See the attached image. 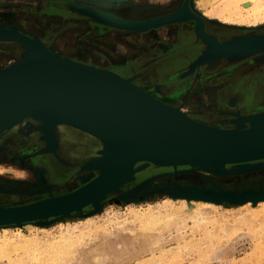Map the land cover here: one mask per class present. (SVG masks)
Segmentation results:
<instances>
[{
    "label": "water",
    "instance_id": "water-1",
    "mask_svg": "<svg viewBox=\"0 0 264 264\" xmlns=\"http://www.w3.org/2000/svg\"><path fill=\"white\" fill-rule=\"evenodd\" d=\"M67 1L72 3L73 9L115 28L138 31L194 19L195 30L206 47L185 74L196 65L228 56L219 50L221 47L231 51L238 46L232 39L219 41L206 34L202 17L188 11L131 19ZM248 36L245 41L264 44V32ZM0 40L19 43L23 48L22 58L0 67V134L28 117L44 123L39 124L40 127H48L49 143L45 147L48 149L53 144L55 151L48 150L56 156L60 124L77 128L100 141L96 155L82 163V169L97 171L94 177L57 195L21 204L0 205V225L33 220L44 223L77 212L88 204L100 209L108 193L120 191L122 185L133 178L134 172L147 163L174 168L190 165L191 169L200 164L215 173L264 166V109L239 118L236 116L231 127L205 123L158 99L131 79L63 55L53 46L46 45L38 35L15 25L0 22ZM202 56V61H196ZM227 164L236 166L226 169ZM135 189L137 186L120 191L118 196L124 200L133 193L136 198ZM188 191L195 197L209 200L243 202L264 198V189L239 193L195 186Z\"/></svg>",
    "mask_w": 264,
    "mask_h": 264
},
{
    "label": "rangeland",
    "instance_id": "rangeland-1",
    "mask_svg": "<svg viewBox=\"0 0 264 264\" xmlns=\"http://www.w3.org/2000/svg\"><path fill=\"white\" fill-rule=\"evenodd\" d=\"M33 1L58 2V4L65 2L64 4L69 9H73L70 7L72 3L67 0ZM74 1L84 5L91 4L116 9L133 3L132 0ZM250 4L245 2L243 5L250 6ZM192 8L194 14L206 19L209 18L207 20H212L228 28L240 31H253L264 28V21L254 26L229 24L219 20L213 13H209L212 8L200 11L194 7ZM17 9L19 11H14L9 15L0 13V19L5 18L13 23L11 25L36 35L38 34L28 29L30 20H33L36 25H40L42 22L52 25L60 17L55 13L58 11L56 6L48 8L49 10L47 8H37L34 12H30V9L25 7ZM42 10L48 11L47 16L44 18H40ZM126 11L136 14L138 7L134 3L132 6L127 7ZM111 30L109 34L112 35L115 30ZM89 33H86V35ZM100 37H106V35L101 34L97 38L88 36L85 43L89 45L92 40L96 44V41H100ZM17 45L21 55L23 48L19 43ZM86 47L88 46L86 45ZM54 49L58 50L55 47ZM0 51L1 67L20 57V55L17 57L13 53H7L2 49ZM58 51L65 52V50ZM195 99L198 102L194 106L191 105L193 106L192 109L190 108L191 111L187 110L189 107L185 108V112L202 122L208 123L194 114L226 112L214 106L204 107L203 105L201 107V98ZM260 99L264 98H248L246 102ZM235 112L237 110L228 113L235 114ZM43 151L47 150H43L42 147L37 150L40 153ZM235 166V164H227L224 168L231 169ZM34 168L36 170L23 164L22 157L17 154L0 158V169L5 171V175L0 176V205L21 204L46 194H50L46 197L60 194H51L59 188L45 191L37 190L33 185L42 184L45 178L38 171L36 165H34ZM19 170H24L28 178L24 180L7 178L9 174ZM82 170L88 172V174H79L72 178L75 188L94 177L97 173L96 170ZM134 186H137V189L134 190L136 198H132L133 193L129 194L128 198L124 200L118 196L120 191H127ZM195 186L212 187L239 193L262 190L264 189V166L239 172L211 174L191 169L189 165H178L174 168L147 163L134 172L133 178L122 185L120 191L108 193L103 198L100 209H94L91 204H88L77 212L61 218H54L48 222H35L31 225H26L29 223L25 222V224L17 226H0V238L3 236H11L10 238L22 236L27 240L35 239V244L30 248L29 256L25 257L27 264H30L33 259L34 255L31 256V254L41 251L42 247L52 243L53 240L60 238L62 234L67 232L73 235L82 232L84 236L79 254L77 253L71 260L65 261L63 264H264V198L248 199L243 202L232 199L209 200L195 197L188 191L189 188ZM62 188L66 189L67 186L60 189ZM205 202L211 204H201ZM170 205L172 206L171 209L184 210L179 218H175L176 221L178 220L177 222L174 219L172 220L171 226L166 225L168 227H164L165 225L162 226L161 224L156 226L154 224L152 226L151 224L145 225L136 219L140 213H146L147 211L149 213V210L151 212L152 210L160 211L159 213L164 211L165 213V207ZM86 212L88 213L85 214ZM96 254L100 255L97 261L92 256ZM6 256L10 257V255ZM5 257H0V260L7 261L9 259ZM12 257L14 256L11 255Z\"/></svg>",
    "mask_w": 264,
    "mask_h": 264
},
{
    "label": "flooded vegetation",
    "instance_id": "flooded-vegetation-1",
    "mask_svg": "<svg viewBox=\"0 0 264 264\" xmlns=\"http://www.w3.org/2000/svg\"><path fill=\"white\" fill-rule=\"evenodd\" d=\"M132 2L131 5H124L120 9L91 4H86V6H93L131 19H144L174 12L194 13L190 0H166V2L132 0ZM64 3L0 0V13L9 15V13L19 11L17 9L19 7H25L30 9V12H34L37 8L49 10L48 8L56 6L58 11L54 12L60 17L55 24L50 25L42 22L40 25H36L33 20H30L29 31L37 33L46 45H52L61 51L65 50L62 54L75 60L107 68L140 81L142 87L157 98L165 102H173L179 108L189 107L188 111H191L194 104L197 103L191 99L228 98L218 106L214 99H207L205 103L209 107L217 106L218 109L226 112L194 114L209 124L233 126L232 119L236 117V114H230L229 111L240 109V113L246 114L264 109V99L250 101L249 104L246 102L248 98H264V49L241 58L220 57L211 62L196 65L192 71L184 74V71L190 68L191 63L205 47V42L195 32L196 21L194 19L170 22L147 30L118 29L101 23L78 10H71ZM74 3L80 2L74 1ZM134 3L138 7V12L136 14L128 13L127 7ZM47 10L41 11L40 18L47 16ZM207 19L202 17L204 31L209 35L216 36L215 38L219 41L264 32V28L240 31ZM0 22L13 24L5 18L0 19ZM111 29L123 31L125 33L123 37H130L131 40L148 48L150 53L144 57L140 65H153L151 68L154 69V73L151 72L147 77H143L146 81H142V76L138 75V71L130 70L133 63L131 60L116 62L97 48L92 40L89 45L85 43L88 36H92V38L101 34L107 36L112 31ZM88 32L90 33L86 35ZM17 48L19 49L16 42L0 40V49L18 57L21 51ZM166 82L175 83V85L173 88L165 87ZM201 106H203L202 101ZM241 106H246L247 110ZM35 123H37L36 120L27 117L0 134V158L17 154L22 157V163L30 166L33 170L35 169L34 165H43L45 170L41 173L45 181L42 184L33 185L37 190L59 188L56 192L51 193L56 194L74 189L76 186H73L72 178L79 174H88L81 169V165L85 159L96 155L97 141L91 135L77 128L60 124L58 125L57 156L49 150L40 153L37 150L45 143L39 137L38 130L26 127L27 124L34 125ZM65 186H67L66 189H60ZM48 195L50 194L36 197L30 201Z\"/></svg>",
    "mask_w": 264,
    "mask_h": 264
},
{
    "label": "bare ground",
    "instance_id": "bare-ground-1",
    "mask_svg": "<svg viewBox=\"0 0 264 264\" xmlns=\"http://www.w3.org/2000/svg\"><path fill=\"white\" fill-rule=\"evenodd\" d=\"M190 2H191L192 7H194L198 11L208 10L209 8H212V10L209 11V13H213L214 15L217 16V18H219V20H221L225 23L241 24V25L249 24L250 26H254V25H258V23L264 21V1L263 0H190ZM245 2L251 3L250 6H246V5L244 6L243 4ZM116 15H118V14H116ZM124 18H126V17H124ZM198 27L200 29L201 24H199ZM202 35H204V34H202ZM255 35H257V34L254 33V34H251L249 36L254 37ZM245 37L247 38V36H238V37H235L232 39V40L236 41L238 44V46H236L235 49L230 51L227 47H224V48L221 47V49H219V50H222V51L228 53L229 54L228 56H230L231 58H234L236 56H245L248 54L247 52L260 51V50L264 49V44H261L259 42L255 43V41H252V42L245 41V40H247V39H244ZM236 38H240V39L238 40ZM215 51L217 52L218 50H215ZM60 53L62 54V52H60ZM22 56L23 55L21 54L18 59L22 58ZM203 58L204 57L202 56V57H200L199 60H196V61H198V62L202 61ZM196 61H195V63H197ZM144 90H146V89H144ZM147 92H149V91H147ZM149 93L152 94L151 92H149ZM152 95H154V94H152ZM165 103H168L171 106L177 107L173 102H165ZM186 104H187V102H186ZM191 105H193V104H191ZM239 110H237V112H235V114L238 116V118L241 117L242 115H244V114L240 113ZM37 123L38 124H36V126H34V128L37 129L38 132H40L42 134V136H40L41 139H43L46 142V144H48L49 143L48 127H46L44 125L42 128L39 126V124L43 125L44 123H40L38 121H37ZM29 126L33 127V125H31V124H29ZM48 149L55 151L54 150L55 147L53 144H50V146H48ZM48 149H46V147L43 148V150H48ZM192 167H194L196 170H198L200 172L216 174L215 171H213L212 169H207L206 166H202L200 164H196ZM36 168L38 169L39 172H42V173L45 170V167L43 165H39V166L37 165ZM201 204L210 205L211 203L205 202V203H201ZM168 207H165L166 208L165 213H164V211H163V213H159L160 211L158 212L155 210H152V212L149 210V213H148V211L146 213H140V214L138 213L139 215H138V217H136V219H138L142 224H145V225L151 224V226H152V224H154V226H156V225L161 224L162 226L165 225L164 227H168L166 225L171 226L172 220L173 219L175 220V218H177V217L179 218V216L184 213V210L183 209L182 210L171 209L172 208L171 205ZM153 211L157 212V213L155 214ZM150 212L154 213V214H151ZM68 215H70V214H68ZM68 215H61L58 218L68 216ZM37 219H40V218H37ZM34 221L35 220L28 221L26 223H29V224H26V225H31V223H35ZM36 222H38V221L36 220ZM24 224H25V222H24ZM8 225L9 226H12V225L17 226L20 224H8ZM8 225H0V226L4 227V226H8ZM86 225H88V224H86ZM84 226H85V224H84ZM142 227H144V226L142 225ZM147 227H149V226H147ZM83 236H84V234L82 232L81 233L79 232L78 235H73L72 233H68V232L62 234V236L60 238L53 240L52 243L46 245L45 247H42L41 248L42 250L38 249V248H40V247H38L37 249L41 250V251H38L35 254H31V256H33V255L34 256H33V259H32L30 264H63L65 261L71 260L80 251V246L83 242ZM10 237L9 236H3L2 238H0V257L3 258V257H5V255H10V257H8V256L5 257V258H7V257L9 258V259L7 258L8 259L7 261L0 260V264H24L26 262L25 257L29 256L30 248H32L33 245L35 244L34 243L35 239L32 238L31 240L30 239L27 240V239H25V237H22V236L16 237V238H13V237L10 238ZM11 255H13L14 257L11 258ZM81 255H82V253H81ZM92 256L95 259V261H97L100 257L99 254L92 255ZM28 258H27V260H28ZM16 260H18V261H16ZM26 264H27V262H26Z\"/></svg>",
    "mask_w": 264,
    "mask_h": 264
},
{
    "label": "crops",
    "instance_id": "crops-1",
    "mask_svg": "<svg viewBox=\"0 0 264 264\" xmlns=\"http://www.w3.org/2000/svg\"><path fill=\"white\" fill-rule=\"evenodd\" d=\"M153 28H155V27H153ZM118 29H123V28H118ZM148 29H152V28H148ZM115 31H114V34H112V35L109 34L106 37H100L99 38L100 41H98V42L95 40L96 43H97L95 45L97 46V48H99L102 51H104L109 57H111L112 59H114L116 62H125L127 60H131V62H133V63L130 66L131 67L130 70L133 71V72L134 71L135 72L138 71V75L142 76V81H144L145 79H143V77H147V75H149L151 72L154 71V69L151 68V67H153V65H146V66L145 65H140V63L143 61L144 57L147 56L150 53L149 50H148V48L145 47V46H141L140 43H136V41H134V40H131L130 37H123V35L125 34L123 31H119V30H115ZM195 32H196V30H195ZM196 34H197V32H196ZM99 36H101V35H99ZM99 36H97V37H99ZM223 41H226V40H223ZM165 45H168L169 46L171 44H165ZM205 47H206V43H205ZM205 47H204V49H205ZM168 72H170V71H168ZM120 75H122V74H120ZM122 76L131 79L134 83H136V84H138L139 86L142 87V85H141L142 83L140 81L134 80V79H132V78H130L128 76H125V75H122ZM156 78H157V75H156ZM164 85H165V87L168 86L170 88H173V86L175 85V83L166 82ZM145 87H147V85H145ZM142 88L144 89V87H142ZM201 99H202V102H203L202 105H204V107L205 106L208 107L207 104H205L206 103V100L208 98H201ZM227 99L228 98H214V100L218 103V105L219 104L221 105V103L225 102ZM160 100H162V99H160ZM193 100L195 102H198L197 99H193ZM247 104H249V102H247ZM217 106H215V108H217ZM241 107H243L245 110H247V107L246 106H241ZM180 109L182 111H184V112L186 111L185 108H182L181 107ZM25 118H27V117H25ZM36 124H38V123H35L33 125V127L32 126H29V124H27L26 127L27 128H34V126H36ZM222 127H231V126H222ZM38 133H39V137L42 136V134L40 132H38ZM94 139L97 141L96 142V147H95L97 149L100 146V141L97 140L96 138H94ZM43 142L45 144H44V146L42 148H44L45 145H46V142L44 140H43Z\"/></svg>",
    "mask_w": 264,
    "mask_h": 264
},
{
    "label": "clouds",
    "instance_id": "clouds-1",
    "mask_svg": "<svg viewBox=\"0 0 264 264\" xmlns=\"http://www.w3.org/2000/svg\"><path fill=\"white\" fill-rule=\"evenodd\" d=\"M161 2H166V0H161ZM5 171L4 169H0V176H4ZM9 179H15V180H24L27 179L28 176L24 170L15 171L7 176Z\"/></svg>",
    "mask_w": 264,
    "mask_h": 264
}]
</instances>
